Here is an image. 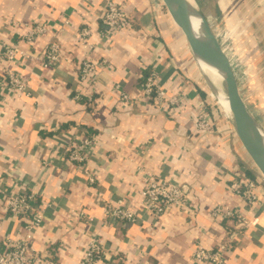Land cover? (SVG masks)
<instances>
[{
    "label": "crops",
    "instance_id": "crops-1",
    "mask_svg": "<svg viewBox=\"0 0 264 264\" xmlns=\"http://www.w3.org/2000/svg\"><path fill=\"white\" fill-rule=\"evenodd\" d=\"M108 1L124 4L132 23L111 38L102 37L105 26L99 19ZM205 2L199 7L206 16L233 14L235 26L237 20L242 22L243 52L263 50L261 30L254 23L261 19L257 0ZM208 4L213 11H207ZM65 21H70L69 27ZM37 23L50 28L29 47L18 32ZM86 25L92 29L91 48L75 39ZM176 27L162 0H0V48L20 42L28 49L17 64L0 58V69L20 72L29 91L21 96L5 92L0 100V178L9 185L19 177L27 180L45 210L33 240L37 264H80L92 237L104 248L97 264H195L192 256L198 244L214 248L228 241L234 230L231 221L212 219L210 212L218 204L240 208L248 220L231 243L225 264H264V176L231 121L214 108L199 78L193 77L190 47ZM250 36L256 37L255 48L247 46ZM56 40L62 60L44 67L43 50ZM85 58L107 62L97 73L95 89L79 79ZM151 69H156L168 94L180 91L192 102L198 96L208 100V108L214 109L213 133L196 132L193 106L167 113L137 100H120L121 91L140 97ZM74 135L96 139L86 166L98 174L94 185L85 172L65 162L64 149ZM236 169L258 183L259 200L253 207L229 190ZM147 174L187 185L188 208L160 219L146 212L140 194ZM120 198L135 207V223L104 219L105 203ZM81 210L88 218H77ZM24 224L0 209V249L6 238L23 233Z\"/></svg>",
    "mask_w": 264,
    "mask_h": 264
},
{
    "label": "built area",
    "instance_id": "built-area-1",
    "mask_svg": "<svg viewBox=\"0 0 264 264\" xmlns=\"http://www.w3.org/2000/svg\"><path fill=\"white\" fill-rule=\"evenodd\" d=\"M163 7H165L164 4ZM207 18L225 51L223 41L220 40L221 34L217 29H214L215 26L211 17L207 16ZM99 19L105 26V31L101 32L102 37L105 38H111L112 35L129 28L132 24L124 4L114 1L106 3ZM70 24V21L64 23L65 27H69ZM49 28V24L37 23L29 25L24 33L18 32V34L21 35L22 41L31 47L35 41L48 32ZM63 29L65 30V28ZM91 35L92 29L89 25H86L78 30L75 39L77 43L91 48L89 43ZM26 48L20 42L4 43L0 48V58L4 62L17 64L21 58L28 55V49ZM228 57L239 82L234 61L230 55ZM61 60L62 46L60 41H51L43 50L41 64L44 67H52ZM106 63V60L94 62L89 58L81 61L78 70L79 79L86 85V88L95 89L97 73L99 69L105 67ZM141 86L142 94L140 97L134 98L128 92L121 91L120 100L124 103L137 100L140 104H151L167 113L172 109L188 111L187 107L193 106L191 113L196 132L204 135L213 133L215 129L214 113L212 114V111L208 108V100L198 96L192 102L188 95L180 91L168 94L166 88L160 83L156 69H151L146 73ZM117 88H120V86H117ZM5 92L18 96L29 95L27 79L15 69H0V100L4 99ZM211 96L213 97L212 94ZM68 141L64 149L65 162L69 166L85 172L90 185L96 184L98 174L86 167L90 164L89 161L94 154L96 139L91 136L79 138L74 135L68 137ZM231 175L230 192L241 198L246 207H253L259 200L257 194L258 183L240 173V169L234 170ZM140 196V206L158 219L173 210L185 211L190 202L187 185L165 178L161 174L146 175ZM0 209L13 218L25 222L23 233L19 237L6 238L3 248L0 249V264H37L40 259L34 252L33 240L35 231L44 223L45 210L39 205L37 195L29 190L27 180L19 177L15 179L14 184L9 185L0 178ZM210 215L216 221H231L234 230L230 232L228 241L220 243L214 248H207L198 244L192 256L195 264H225L226 256L232 248L231 243L236 240L241 228L248 224V220L240 208L231 207L227 204H218L211 210ZM76 216L77 218H88L83 210L76 213ZM104 219L122 224H131L137 221L138 213L135 207L131 206L125 199L120 198L105 203ZM103 255L102 243L96 237H92L88 242L80 264H97Z\"/></svg>",
    "mask_w": 264,
    "mask_h": 264
},
{
    "label": "water",
    "instance_id": "water-1",
    "mask_svg": "<svg viewBox=\"0 0 264 264\" xmlns=\"http://www.w3.org/2000/svg\"><path fill=\"white\" fill-rule=\"evenodd\" d=\"M162 1L175 25L184 35L196 64L197 52L210 59L220 61L221 72L223 75V87L229 98L232 118L228 117L220 100L217 99V103L221 107L224 115L233 124L236 134L242 142L245 150L264 176V128L246 104L244 97L241 94L240 85L230 58L222 48L207 16L200 11L198 6L192 5L188 0ZM185 8L191 9L196 15L201 28L200 32L196 30L188 18L184 17ZM199 70L211 89L212 95H214V85L200 68Z\"/></svg>",
    "mask_w": 264,
    "mask_h": 264
},
{
    "label": "rangeland",
    "instance_id": "rangeland-1",
    "mask_svg": "<svg viewBox=\"0 0 264 264\" xmlns=\"http://www.w3.org/2000/svg\"><path fill=\"white\" fill-rule=\"evenodd\" d=\"M195 1L199 9H200L199 7L200 3L202 4L206 3L205 2L206 0H195ZM257 2L258 5L256 4V6L257 9H259L261 19L259 18L255 19L254 23L256 24L258 23L256 28L257 29L259 28V30H261L260 31L261 33L259 35V40L260 43L263 44L262 45L263 50L259 52L255 51L254 54L253 53L249 54L250 56L247 53L243 52V49L239 47L240 39L243 45L244 36L242 35V33H244L243 31L245 30H243L244 25L242 24V22L241 23L237 22L238 20L236 21V23H238L239 27L235 26L234 24L235 21L233 20V18H235L234 17L235 15L232 14L226 17L224 15L218 16L213 14L214 16H212L210 14V17L212 19L213 25L215 26L214 29H217V31L221 34L220 40L223 41L227 55L228 56L230 55L231 59L234 61V64L236 66V73L239 76L238 79L240 82L241 94L244 97V100L248 105V107L250 108L252 114L255 116V118L260 122L261 126L264 128V19H263L264 0H257ZM245 7H249V2H245ZM205 8L207 9V11L209 10L213 11L214 9L212 4L210 5L208 4ZM221 23L224 24L225 26H223ZM256 28H254V30H256ZM254 38L256 39V37L254 36H250L248 38L247 46L248 44H252L253 47L256 46L253 45V43H255ZM184 40H185L184 43L188 45L186 39ZM189 53L191 59L195 63V74H193V77H197V79L199 78L201 85L203 86V88L207 93L205 91L203 92H205L208 95V97L211 98L212 102L216 104L215 108L219 111V113H221V115L222 114L224 115L221 107L217 103V99H215L214 95L213 97L211 96L212 94L211 89L209 88L202 73L200 72L199 70L200 67L198 68V62L196 64L190 49H189Z\"/></svg>",
    "mask_w": 264,
    "mask_h": 264
},
{
    "label": "bare ground",
    "instance_id": "bare-ground-1",
    "mask_svg": "<svg viewBox=\"0 0 264 264\" xmlns=\"http://www.w3.org/2000/svg\"><path fill=\"white\" fill-rule=\"evenodd\" d=\"M188 1L192 5L198 6L195 0H188ZM184 17L188 18L191 21V23L196 28V30H198L199 32L201 31V28L199 26V21L197 20L196 15L192 12L191 9L189 8L184 9ZM196 56H197L198 66L214 85V97L220 100L221 104L225 108L228 117L232 118L229 98L223 87V75L221 72L220 61L205 57L199 52H197Z\"/></svg>",
    "mask_w": 264,
    "mask_h": 264
},
{
    "label": "trees",
    "instance_id": "trees-1",
    "mask_svg": "<svg viewBox=\"0 0 264 264\" xmlns=\"http://www.w3.org/2000/svg\"><path fill=\"white\" fill-rule=\"evenodd\" d=\"M206 93H207V92H206ZM206 93H204V94H206ZM206 95H207V94H206ZM207 96H208V95H207ZM215 107H216V106H215V104H214V108H215ZM213 110H214V109H212V112H213Z\"/></svg>",
    "mask_w": 264,
    "mask_h": 264
}]
</instances>
